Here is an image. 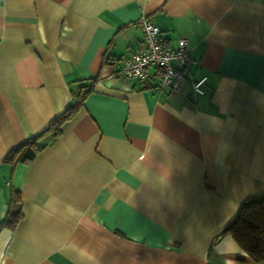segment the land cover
Masks as SVG:
<instances>
[{"label": "crops", "instance_id": "0c3cea01", "mask_svg": "<svg viewBox=\"0 0 264 264\" xmlns=\"http://www.w3.org/2000/svg\"><path fill=\"white\" fill-rule=\"evenodd\" d=\"M141 16L187 40L177 91L119 72ZM262 193L264 0H0V264H264L223 230Z\"/></svg>", "mask_w": 264, "mask_h": 264}, {"label": "trees", "instance_id": "16d2710c", "mask_svg": "<svg viewBox=\"0 0 264 264\" xmlns=\"http://www.w3.org/2000/svg\"><path fill=\"white\" fill-rule=\"evenodd\" d=\"M93 81L94 79L89 85L73 94L68 107L49 123L43 133L51 132L53 137L61 133L65 123L83 106L85 97L92 91ZM41 134L21 142L10 151L8 158L20 161L32 158L41 147L38 142ZM19 217V212L9 213L3 223L13 227ZM223 230L228 232L251 258L256 261L264 260V193L246 197Z\"/></svg>", "mask_w": 264, "mask_h": 264}, {"label": "built area", "instance_id": "2783aa9c", "mask_svg": "<svg viewBox=\"0 0 264 264\" xmlns=\"http://www.w3.org/2000/svg\"><path fill=\"white\" fill-rule=\"evenodd\" d=\"M137 24L142 30L139 48L131 55L121 59L119 72L126 78L145 81L149 67H155L160 79V86L170 92L177 91L185 77V66L189 62L186 49L187 40L180 36L175 47L164 44L159 28L148 18L141 16ZM206 76L191 83L196 93H202L201 84Z\"/></svg>", "mask_w": 264, "mask_h": 264}]
</instances>
